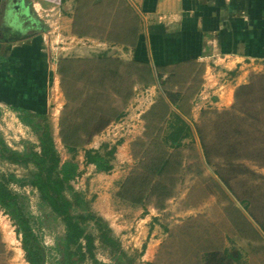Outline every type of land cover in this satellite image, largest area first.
Returning <instances> with one entry per match:
<instances>
[{
    "label": "rangeland",
    "instance_id": "1",
    "mask_svg": "<svg viewBox=\"0 0 264 264\" xmlns=\"http://www.w3.org/2000/svg\"><path fill=\"white\" fill-rule=\"evenodd\" d=\"M87 17L93 21L87 32L99 37V12L92 8ZM45 35V46L51 44L49 35L59 47L48 116L62 164L79 165L72 184L112 228L123 249L137 257L136 264H264V80L259 82L264 68L251 75L247 85L254 87L230 108L205 104L195 111L196 89L186 87L191 70H176L161 84L153 62H143L144 69L137 62L128 68L131 64L110 48L82 41L69 49L62 31ZM64 58L83 63L58 70ZM108 62L112 65L104 64ZM164 91L179 100L178 109ZM177 114L192 132L175 146L169 133ZM64 137L78 146L74 153ZM0 138L14 151L23 152L26 144L39 150L30 129L1 105ZM114 147L109 173L85 164L86 149L105 155ZM163 160L167 163L162 169ZM34 171L33 165L0 159V176L10 179V189L45 248L46 264H57L56 241L64 236L65 224L42 203L36 189L22 182ZM86 227L98 237L92 222ZM17 229L0 208V264H29ZM95 245L94 257L83 264H114L99 240Z\"/></svg>",
    "mask_w": 264,
    "mask_h": 264
},
{
    "label": "crops",
    "instance_id": "2",
    "mask_svg": "<svg viewBox=\"0 0 264 264\" xmlns=\"http://www.w3.org/2000/svg\"><path fill=\"white\" fill-rule=\"evenodd\" d=\"M61 2V12L55 20L64 39L69 40V49L83 41L102 50L112 49L129 65L137 62L144 69L143 62H153L159 69L161 84L176 70H191L185 85L196 89L195 111L205 104L218 110L230 108L236 90L249 84L251 75L264 68V0ZM22 7L29 8L32 17L24 20L21 27L11 18L20 14ZM92 8L99 12L101 23H95L101 31L99 37L87 32L93 24L87 17ZM40 21L31 0H0V105L16 113L20 122L18 110L48 115L50 86L56 84L52 64L57 63L59 47L56 41L49 40V35L51 44L45 46L48 27ZM213 55L215 58H211ZM64 59L58 62V69ZM211 66L219 71L213 84L206 82ZM226 73L231 76L228 81L222 77ZM222 81L224 85H216ZM183 116L192 122L186 112Z\"/></svg>",
    "mask_w": 264,
    "mask_h": 264
},
{
    "label": "trees",
    "instance_id": "3",
    "mask_svg": "<svg viewBox=\"0 0 264 264\" xmlns=\"http://www.w3.org/2000/svg\"><path fill=\"white\" fill-rule=\"evenodd\" d=\"M82 63L83 61L80 59H64L59 63V69L63 70L66 66H80ZM104 64L110 66L111 62ZM262 80H264V76L259 78V82L262 83ZM253 87V85L241 86L235 94L236 101L242 96L248 95ZM66 96L70 97L67 92ZM167 97L169 102L178 109L175 96L167 94ZM18 112L21 122L37 136L39 150H36L34 145L26 144L23 152L14 151L0 138V159L17 165H33L35 167V171L31 173L30 177L22 182L36 189L42 203L49 207L65 224L64 236L56 241V250L60 256L57 264H83L88 258H93L96 240H99L112 253L114 264H136L137 257L123 249L120 242L114 237L112 228L103 217L92 210L83 194L77 191L72 184L79 175V165L73 161L62 164L49 116L46 113L32 114L27 110H18ZM176 118V123L171 125L169 138L175 146H178L182 139L190 135L192 130L182 115L177 114ZM68 139L64 137L63 143L70 153H74L78 146L71 145ZM115 151L114 147L107 154L102 155L98 150L86 149L85 164L94 165L99 172L109 173L113 168L111 160ZM204 154L207 156L206 151ZM166 163L167 160H163L162 169ZM11 178L16 180L15 177ZM9 181L10 179L6 176H0V208L17 225V233L22 235V248L26 253L27 262L29 264H46L45 248L35 235L28 216L19 204L18 196L10 189ZM140 203L139 201L135 202V204ZM89 222L95 225L98 237L87 231L86 224Z\"/></svg>",
    "mask_w": 264,
    "mask_h": 264
},
{
    "label": "built area",
    "instance_id": "4",
    "mask_svg": "<svg viewBox=\"0 0 264 264\" xmlns=\"http://www.w3.org/2000/svg\"><path fill=\"white\" fill-rule=\"evenodd\" d=\"M43 2L47 3L49 8H44L42 5ZM31 4L33 11L38 16V18L43 22V24L48 27L49 32L50 30L51 31L59 30L60 26L57 24L55 17L57 18V14L61 12V0H31ZM211 58H215V56L213 55L211 56ZM250 64H252L253 66L255 65L254 62H250ZM209 70L210 71L207 74L206 82L213 84L214 82L213 80L217 77L219 71L216 70V66L214 67L211 66ZM222 77L224 78L225 81H228V79L231 78L230 74L228 73L224 74ZM216 85H224V81H222V83L217 82Z\"/></svg>",
    "mask_w": 264,
    "mask_h": 264
},
{
    "label": "water",
    "instance_id": "5",
    "mask_svg": "<svg viewBox=\"0 0 264 264\" xmlns=\"http://www.w3.org/2000/svg\"><path fill=\"white\" fill-rule=\"evenodd\" d=\"M30 17H32V16H31V13L29 12V8L22 7L21 13L13 16V18H11V21L15 25L17 24V26H21L22 27L24 20H26V19H28Z\"/></svg>",
    "mask_w": 264,
    "mask_h": 264
}]
</instances>
